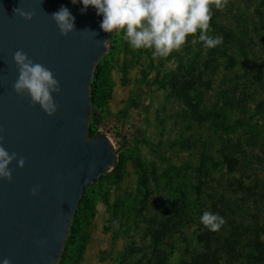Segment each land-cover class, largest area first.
I'll return each instance as SVG.
<instances>
[{"label": "rangeland", "instance_id": "1", "mask_svg": "<svg viewBox=\"0 0 264 264\" xmlns=\"http://www.w3.org/2000/svg\"><path fill=\"white\" fill-rule=\"evenodd\" d=\"M221 3L212 0L208 35L230 31L233 40L216 48L204 47L198 31L181 50L153 60L152 50L110 33L92 80L89 133L111 140L117 167L86 190L61 264H191L203 252L200 217L220 201L238 204V181L258 200L239 206V216L264 224V88L248 83L261 57L254 24L264 0ZM188 51L208 70L182 99L169 82ZM180 76L172 80L178 88ZM242 120L248 123L232 126Z\"/></svg>", "mask_w": 264, "mask_h": 264}, {"label": "water", "instance_id": "2", "mask_svg": "<svg viewBox=\"0 0 264 264\" xmlns=\"http://www.w3.org/2000/svg\"><path fill=\"white\" fill-rule=\"evenodd\" d=\"M62 6L75 17L68 36L51 17ZM17 7L34 13L33 19L14 16ZM82 8L71 0H0V146L16 154L12 180L0 179V264L5 258L11 264H59L84 190L116 164L111 140L89 133L93 75L110 33L101 30L94 8ZM16 51L59 82L55 115L14 91Z\"/></svg>", "mask_w": 264, "mask_h": 264}, {"label": "clouds", "instance_id": "3", "mask_svg": "<svg viewBox=\"0 0 264 264\" xmlns=\"http://www.w3.org/2000/svg\"><path fill=\"white\" fill-rule=\"evenodd\" d=\"M73 4L83 5L82 13L89 7L102 17L100 28L105 33L123 34L128 44L136 50H152V59L168 58L174 51H179L188 42L187 38L199 31V40L206 48H216L223 43V36L208 35L212 19V0H71ZM216 8L224 5L215 0ZM14 16L30 22L34 13L26 12L19 7L13 9ZM61 35L68 36L75 30V17L67 7H61L51 15ZM106 41H104L105 43ZM13 61L19 76L14 84L18 95L25 93L34 105H39L49 116L55 115L58 106L54 94L59 93V82L51 70L34 63L22 51H16ZM16 159V154L0 146V179L12 180L9 165ZM25 161L20 159L18 166L23 168ZM39 188H33L35 195ZM200 222L216 232L225 224V219L218 213L204 211ZM3 264H11L8 258Z\"/></svg>", "mask_w": 264, "mask_h": 264}, {"label": "trees", "instance_id": "4", "mask_svg": "<svg viewBox=\"0 0 264 264\" xmlns=\"http://www.w3.org/2000/svg\"><path fill=\"white\" fill-rule=\"evenodd\" d=\"M255 12H257L255 15L257 16V20L254 26L257 27L256 30L260 32L258 41L260 44L259 51L261 53V57L260 59L257 58L256 61L260 64L257 63L254 66L251 75H249L250 79L248 80V83L250 84V87L258 84L262 88H264V16L256 10ZM219 29L223 30L220 27ZM232 35L233 33L230 31L224 33L223 36L226 39L223 40V42L225 43L224 45L229 44L228 41L233 40ZM200 61L201 55L199 53L192 55L189 53V51L184 55H180L178 58V75H171L170 78L172 79L170 80L169 84L177 94H180L182 96V99L186 98V94L183 92V90L196 87L198 83H201L208 70V63L203 62V64H200ZM211 61L213 65H216V59L211 58ZM199 64L202 68V71L199 70ZM215 65L211 71V74L214 73L213 70L217 69ZM99 70L100 67L98 64L94 71V79L98 77ZM180 75H183V80L179 82V84H181L179 87L181 88H178V85H174V82L172 80L182 79ZM181 91L182 93H180ZM93 93L94 87L92 84L91 94L93 95ZM93 100L94 98L92 96V103ZM247 123V121L242 120L237 121L232 126L238 127L246 125ZM233 127H222L221 129L227 130ZM116 167L117 163L115 164L113 169H116ZM102 177L103 176H101L100 178ZM236 187L238 193L242 194V199H240L239 201L240 203L238 202V204H232V201L226 200L223 202V204L220 201L218 203L221 204L219 207L213 205L211 206V209H213V213H218L225 219L226 222L221 227V229L216 232L209 231V229L203 225L205 227V231L200 234L201 239L199 241L203 246V252L200 257L193 259V263L191 264H264V224L260 223L259 225V220L256 217H254L252 220H246L244 217L241 218V216H239L238 214L239 206H255L257 204L258 200H255L256 193L254 192L252 186L245 185L243 181H238L236 183ZM86 190L87 189L84 190L83 197L79 203L77 212L70 227V233L73 230L74 222L77 220L79 211L85 204ZM232 208H234L237 213H231ZM167 222L169 223V221ZM69 239L70 238L68 237L59 264H61L62 260L64 259Z\"/></svg>", "mask_w": 264, "mask_h": 264}]
</instances>
